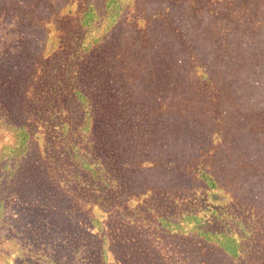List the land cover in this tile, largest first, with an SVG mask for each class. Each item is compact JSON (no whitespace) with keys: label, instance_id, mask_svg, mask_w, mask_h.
I'll use <instances>...</instances> for the list:
<instances>
[{"label":"trees","instance_id":"1","mask_svg":"<svg viewBox=\"0 0 264 264\" xmlns=\"http://www.w3.org/2000/svg\"><path fill=\"white\" fill-rule=\"evenodd\" d=\"M204 1L0 0V264H177L156 234L249 264L218 168L264 150V8ZM150 184L193 195L159 232L130 198Z\"/></svg>","mask_w":264,"mask_h":264},{"label":"rangeland","instance_id":"2","mask_svg":"<svg viewBox=\"0 0 264 264\" xmlns=\"http://www.w3.org/2000/svg\"><path fill=\"white\" fill-rule=\"evenodd\" d=\"M198 1L205 2L204 0ZM259 2L262 4L260 7L264 8V3L260 0ZM142 37H145V35L142 34ZM33 85H35L36 87L40 86V84L37 83H33ZM36 87L34 88V97L37 96ZM259 122L264 123V117ZM262 127L264 128V124L262 125ZM182 132L184 131L180 130L177 135V140H179L180 143H182L184 140ZM214 146L215 143H212L209 149L204 153V156H202L201 158L199 156L198 159H201L202 161H209L212 158L210 152L214 148ZM260 150H255L254 148H249L247 150L245 149V156L247 153L249 157L240 161L238 160L237 163L239 164V168L235 170H229L227 163L218 162V173L222 177L220 183H223V190L225 189L226 193L233 200V202H231L229 206H231V208H235L238 215L243 217L245 220H250L252 222L255 221V239L252 240L253 257H251L249 264H264V214L258 207H255L256 202L254 200H258V197L260 196L264 197V194H262V192L258 193L256 191L254 184L256 181L264 180V175L259 173L264 167V150ZM198 159L191 160L189 157L186 159L185 164H190L192 167H195V162L199 163L197 162ZM64 163H67L66 160H64ZM170 175L171 173L168 174L164 171L162 172V177L166 179L165 183L168 182L167 178L171 177ZM254 176H257V178L254 179ZM194 180H196V186L199 187L200 183L196 178ZM150 189L152 192L146 197L136 196L133 194L130 196V198H133L137 204H143L142 212L136 220L137 223L145 229H154L153 232H159V230L156 229V218L158 217V215L161 212L167 215L178 214L180 209H182V201L187 197H192L193 195L189 192H186L182 188L175 190L171 189L170 186L155 188L153 184H150ZM243 191L250 192L251 196H245L240 201L242 197V195H240V192ZM249 197H251V203L247 201ZM195 202L196 201L193 198L184 203L189 206L193 205ZM154 240L167 244H160L159 247L164 252H168L169 250H171L174 255V261L177 264H207L208 262H213V258H210V260H208L202 254H191L188 253L187 248H183L182 246L175 247V245L167 243L165 240L163 241L162 235L156 234L153 238V241Z\"/></svg>","mask_w":264,"mask_h":264}]
</instances>
